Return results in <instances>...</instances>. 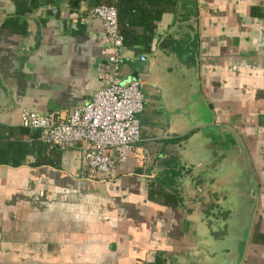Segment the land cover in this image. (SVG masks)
<instances>
[{
	"label": "crops",
	"instance_id": "0c3cea01",
	"mask_svg": "<svg viewBox=\"0 0 264 264\" xmlns=\"http://www.w3.org/2000/svg\"><path fill=\"white\" fill-rule=\"evenodd\" d=\"M176 5L155 20L152 38L123 47L122 79L131 63L148 68L140 56L153 48ZM50 7L57 13L42 8L20 16L28 31L20 34L1 27L16 0H0V75L14 102L0 110V134L30 148L21 165L0 164V264L184 262L205 197L196 200L177 188L173 177L181 168L170 148L157 145L156 157L143 137V164L129 157L102 183L81 176L76 146L51 149L19 133L21 109L68 113L90 99L101 86L98 73L109 69L112 50L102 21L88 15L91 1L73 10L66 1ZM197 8L202 92L215 121L240 133L259 186L243 264H264V0H197Z\"/></svg>",
	"mask_w": 264,
	"mask_h": 264
},
{
	"label": "water",
	"instance_id": "95a60500",
	"mask_svg": "<svg viewBox=\"0 0 264 264\" xmlns=\"http://www.w3.org/2000/svg\"><path fill=\"white\" fill-rule=\"evenodd\" d=\"M197 15V0H179L171 22L155 36L150 52L143 54L148 68L131 63L122 84L131 80L141 87L148 84L143 76L158 64L155 61L160 55L174 60L180 73L177 78L170 77L174 70L167 64L165 74L173 83L165 89L169 93L155 103L152 115L162 111L159 136L169 140L166 148L181 168L173 177L180 180L177 188L185 196L205 199L197 216L193 248L183 256L184 262L174 264H243L259 203V186L240 133L232 125L215 121L216 114L202 92ZM38 42L28 50L36 48ZM152 84L159 88L158 83ZM13 107L9 88L0 75V110Z\"/></svg>",
	"mask_w": 264,
	"mask_h": 264
},
{
	"label": "built area",
	"instance_id": "2783aa9c",
	"mask_svg": "<svg viewBox=\"0 0 264 264\" xmlns=\"http://www.w3.org/2000/svg\"><path fill=\"white\" fill-rule=\"evenodd\" d=\"M49 8L56 12L54 7ZM88 15L102 21L106 41L112 50L109 69L98 73L101 86L90 99L65 114L21 109L19 123L31 131H38L39 139L51 149L76 146L83 165L81 176L103 183L112 178L115 166L127 158L133 157L141 165L144 162L145 151L139 146L143 141L139 115L145 98L138 81L122 84L124 46L116 7L98 4ZM140 59L145 60V57L141 55Z\"/></svg>",
	"mask_w": 264,
	"mask_h": 264
},
{
	"label": "trees",
	"instance_id": "16d2710c",
	"mask_svg": "<svg viewBox=\"0 0 264 264\" xmlns=\"http://www.w3.org/2000/svg\"><path fill=\"white\" fill-rule=\"evenodd\" d=\"M66 1L70 9H76L82 0H16V11L6 18L1 27L11 28L14 32L26 34L27 23L19 22L22 15H30L39 9L59 5ZM92 6L98 4L114 5L117 9L118 29L123 38V46L131 47L145 43L155 34L158 20L178 0H90ZM50 12V9L48 10ZM58 11V10H57ZM57 13V12H56ZM19 133H29L33 138H39L38 131L20 126ZM12 134V132L10 133ZM55 149V148H53ZM30 152L28 143L22 139H11L9 135L0 134V164L19 166ZM45 160H35L33 165H41Z\"/></svg>",
	"mask_w": 264,
	"mask_h": 264
},
{
	"label": "rangeland",
	"instance_id": "374dc122",
	"mask_svg": "<svg viewBox=\"0 0 264 264\" xmlns=\"http://www.w3.org/2000/svg\"><path fill=\"white\" fill-rule=\"evenodd\" d=\"M148 60H149V62H150V60H152L151 56L148 57ZM155 62L158 64H155L153 66V68L149 72V75L145 76V77L143 76V79L145 78L148 81V84H145L141 87L144 95L149 99L148 103L151 106V109H153L155 103L159 102V98L162 95H166L167 93H169L165 89H166V87H169L173 83L172 80L167 79L168 76H167V74H165L167 64H169L170 67L172 68V70H174V72L171 73L170 77L177 78L180 75L179 70L177 68V64L173 63L174 60H171V61L168 59L165 60V57L160 55L158 62L157 61H155ZM122 67H125V66L122 65ZM160 80L162 81V83ZM152 82L158 83L157 85L159 88H156L155 86H153ZM159 112L160 113L156 117L151 115V117H153L154 119H152L151 122H147L146 126H144L142 128V134L145 137L146 136L147 137H154L157 139V140H155V139L144 140L143 143L149 150H153V148L157 145H159L162 148H165L164 146H166L167 141L165 139H163L162 136H159L161 134V129H163L162 127H163V123H164L163 117L161 115L162 111H159ZM171 158H172V156H171Z\"/></svg>",
	"mask_w": 264,
	"mask_h": 264
},
{
	"label": "flooded vegetation",
	"instance_id": "af4514ba",
	"mask_svg": "<svg viewBox=\"0 0 264 264\" xmlns=\"http://www.w3.org/2000/svg\"><path fill=\"white\" fill-rule=\"evenodd\" d=\"M144 107H143V110L141 112V114L139 115V119H140V126H141V134H142V128L144 126H146L147 122H151L153 117H151L152 115V109H151V106L149 105L148 103V98L144 95ZM153 116V115H152ZM142 137H145L143 134H142ZM147 138H150L149 140H153L154 137H147ZM157 147V146H155ZM162 150V149H161ZM152 151V154H154L156 157L158 155H156L153 151H156V148H153ZM159 154V153H158ZM162 154H159V156H161ZM181 169H179L180 171ZM218 215H221V214H218Z\"/></svg>",
	"mask_w": 264,
	"mask_h": 264
}]
</instances>
